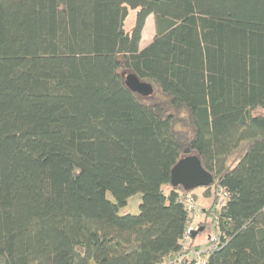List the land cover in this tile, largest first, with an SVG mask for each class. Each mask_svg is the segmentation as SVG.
Instances as JSON below:
<instances>
[{"label":"trees","instance_id":"trees-1","mask_svg":"<svg viewBox=\"0 0 264 264\" xmlns=\"http://www.w3.org/2000/svg\"><path fill=\"white\" fill-rule=\"evenodd\" d=\"M189 154L214 180L186 241ZM202 236L264 264V0H0V264H194Z\"/></svg>","mask_w":264,"mask_h":264},{"label":"water","instance_id":"water-1","mask_svg":"<svg viewBox=\"0 0 264 264\" xmlns=\"http://www.w3.org/2000/svg\"><path fill=\"white\" fill-rule=\"evenodd\" d=\"M125 84L140 95L152 94L153 87L150 83L140 81L134 73L125 76ZM213 175L206 170L200 159L195 154L181 157L170 172V184L172 187L181 186L184 190H193L197 187H207L213 183ZM195 231H192L194 236Z\"/></svg>","mask_w":264,"mask_h":264},{"label":"rangeland","instance_id":"rangeland-1","mask_svg":"<svg viewBox=\"0 0 264 264\" xmlns=\"http://www.w3.org/2000/svg\"><path fill=\"white\" fill-rule=\"evenodd\" d=\"M134 18H135V10H129L128 16L126 17V19L124 21V28L126 30H129L132 27V25L134 23ZM149 22L151 24V31H149L148 25H146L145 30H144V34H143V40L141 41L142 46H145L147 43H149V41L152 39V37L154 35L153 17L150 18ZM191 194L194 196V199H195L196 205H197V208L193 212L192 217H191V221H190L192 229L195 230L197 223L202 219L201 210L203 208L209 207V205L213 201V189L210 188L209 193L206 194V190L204 188L197 187L192 191ZM106 196L108 199H110L112 201L114 200L112 195L109 192L106 193ZM140 201H141V194L140 193L133 194L132 196H130L128 198L126 205L119 207L118 213L120 215L127 214V213L137 214L139 211L138 206H139ZM197 241L200 242L201 244H203L205 247L210 244L205 236L199 237L197 239ZM90 264H93V262L91 261Z\"/></svg>","mask_w":264,"mask_h":264},{"label":"built area","instance_id":"built-area-1","mask_svg":"<svg viewBox=\"0 0 264 264\" xmlns=\"http://www.w3.org/2000/svg\"><path fill=\"white\" fill-rule=\"evenodd\" d=\"M227 196V192H225L224 190H221L220 193L218 194L217 198H216V205L217 206H221L224 203V200ZM184 202L187 206L188 209L194 211L196 209V204L194 201V198L192 197V195H188L185 199ZM192 226L189 225L187 232H186V236H185V240L187 241V239L190 238V236L192 235ZM209 239L211 241H215V237L211 236L209 237ZM212 247V244H209L206 248L202 249V250H196L194 251V254L196 256V261L194 262V264H204V258L202 256V253H204L205 251L209 250V248ZM168 264H176V261L173 262H169Z\"/></svg>","mask_w":264,"mask_h":264},{"label":"crops","instance_id":"crops-1","mask_svg":"<svg viewBox=\"0 0 264 264\" xmlns=\"http://www.w3.org/2000/svg\"><path fill=\"white\" fill-rule=\"evenodd\" d=\"M151 17H153L152 14L149 15V16L146 18V21H145V24H144V28H143V30H142L141 40H140V46H141V47H143V46L141 45V41L143 40V34H144L145 26L148 25V27H149V31H151V24H150V22H149V20H150ZM153 20H154V18H153ZM154 32H155V30H154Z\"/></svg>","mask_w":264,"mask_h":264}]
</instances>
